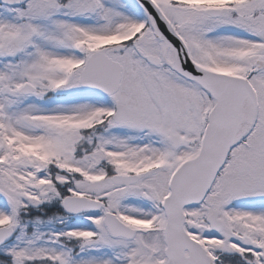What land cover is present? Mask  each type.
<instances>
[{
	"label": "snow or ice",
	"instance_id": "1",
	"mask_svg": "<svg viewBox=\"0 0 264 264\" xmlns=\"http://www.w3.org/2000/svg\"><path fill=\"white\" fill-rule=\"evenodd\" d=\"M0 264H264V0H0Z\"/></svg>",
	"mask_w": 264,
	"mask_h": 264
}]
</instances>
